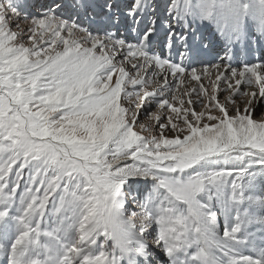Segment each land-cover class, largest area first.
<instances>
[{
	"label": "snow or ice",
	"instance_id": "obj_1",
	"mask_svg": "<svg viewBox=\"0 0 264 264\" xmlns=\"http://www.w3.org/2000/svg\"><path fill=\"white\" fill-rule=\"evenodd\" d=\"M257 49L264 0H0V264H264Z\"/></svg>",
	"mask_w": 264,
	"mask_h": 264
},
{
	"label": "rangeland",
	"instance_id": "obj_2",
	"mask_svg": "<svg viewBox=\"0 0 264 264\" xmlns=\"http://www.w3.org/2000/svg\"><path fill=\"white\" fill-rule=\"evenodd\" d=\"M21 26L23 27V22H21ZM212 28H214V27H212ZM212 28H210V29H212ZM210 29H209V30H210ZM14 30H15V28H14ZM214 30H215V29H214ZM212 31H213V30H212ZM212 34H213V38H214V39L217 40V39L219 38L218 35H215V31H213ZM256 53H257V54H261V53H258V52H256ZM263 53H264V52H263ZM254 54H255V53H254ZM252 56H253V55H252ZM263 56H264V54H263ZM205 83H207L206 80H205ZM242 90L247 91L248 89H247L246 86H244V87L242 88ZM224 95H226V93H223V94H220V95H219V99H220L221 101L223 100ZM185 99H187V97H185ZM192 99H195V96H193ZM239 100H240V97H237V98H236V102L239 103ZM177 107H179L178 102H177ZM193 107H194L195 111L199 112L203 106H202V105H195V106H193ZM241 107H243V105H241ZM212 114L217 115V114H219V113L214 111ZM232 114H234V113H232ZM143 119H144V117L141 116V120H143ZM168 135H169V137H171V136H172V133H168ZM13 167H15V166H13ZM261 183L264 184V181H261ZM150 190H151V185L148 184V185H146L145 187L139 189V190H138V194H139V196L143 199L144 197L147 196V194H148V192H149Z\"/></svg>",
	"mask_w": 264,
	"mask_h": 264
},
{
	"label": "bare ground",
	"instance_id": "obj_3",
	"mask_svg": "<svg viewBox=\"0 0 264 264\" xmlns=\"http://www.w3.org/2000/svg\"><path fill=\"white\" fill-rule=\"evenodd\" d=\"M210 28H212V26H209V29ZM215 31L214 30V28H212V29H210L209 31L212 33L213 31ZM219 40V38L217 39V41ZM210 58V57H209ZM253 62H259V63H264V56H263V52H261V54H257V53H255L254 55H253ZM242 63H243V60H242ZM242 63H241V65L240 66H242Z\"/></svg>",
	"mask_w": 264,
	"mask_h": 264
}]
</instances>
